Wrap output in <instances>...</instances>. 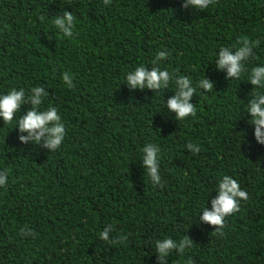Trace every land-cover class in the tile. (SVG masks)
Listing matches in <instances>:
<instances>
[{
    "label": "trees",
    "instance_id": "16d2710c",
    "mask_svg": "<svg viewBox=\"0 0 264 264\" xmlns=\"http://www.w3.org/2000/svg\"><path fill=\"white\" fill-rule=\"evenodd\" d=\"M184 0H0V95L33 87L48 92L41 110L58 109L60 148L19 141L17 121L0 118V264H158L156 241L187 236L165 264H264V145L246 112L248 74L264 66V0H218L205 10ZM75 17L72 37L53 23ZM40 17H44L42 21ZM241 37L259 40L239 79L227 80L216 59ZM167 50L159 67L192 80L196 115L183 121L166 103L175 85L130 89L126 75ZM235 51V48H233ZM69 73L74 87L64 84ZM213 84L204 92L201 79ZM264 93V89H256ZM27 136V133H23ZM160 148V185H153L142 149ZM191 143L200 148L194 153ZM224 175L248 200L228 216L223 235L203 223ZM112 225L109 240L99 234ZM31 229L36 235H21Z\"/></svg>",
    "mask_w": 264,
    "mask_h": 264
},
{
    "label": "clouds",
    "instance_id": "9594fccd",
    "mask_svg": "<svg viewBox=\"0 0 264 264\" xmlns=\"http://www.w3.org/2000/svg\"><path fill=\"white\" fill-rule=\"evenodd\" d=\"M111 0H103L104 5H109ZM218 0H184L182 7L184 9L205 10L210 5H214ZM43 21L44 17H40ZM75 17L72 13L63 12L62 16L55 17L53 23L57 29L65 36L72 37ZM260 43L250 41L247 37H241L232 47H221L216 59L218 70L227 72V80L239 79L246 69V63L254 57L253 48ZM235 48V51H233ZM167 50L159 51L154 59L151 60V70L143 65L136 67L126 75V83L130 89H150L153 92H159L167 89L170 83L175 85V95L168 99L166 108L175 113L177 121H183L189 116L196 115V106L190 101L196 93V87H193L192 80L184 75L170 73L168 70H162L159 65L161 61L168 58ZM62 80L67 87H74L72 77L69 73H64ZM249 83L253 86V98L248 102L246 112L252 119L249 121L255 126V139L258 144L264 145V93L256 89H264V66L253 67L248 74ZM197 87L204 92L213 90V84L206 79H201ZM48 96V92L42 87H33L31 95L25 98L24 89H12L5 95H0V118L4 124L11 123L22 105H30L28 110L17 121V127L21 135L19 141L22 144L32 143L43 147L49 152L58 150L65 138V126L61 122V116L58 109L49 106L46 110H41L43 98ZM27 133V136L23 135ZM187 148L194 153H199L200 148L189 143ZM142 162L147 176L153 185H160L159 175V154L160 148L152 143L147 144L142 149ZM7 171H0V187L6 186ZM248 200V193L241 190L239 183L228 175H224L218 184L217 196L211 201V210L202 209L203 215L199 217L200 221L212 226L216 231L212 234L223 235L224 221L228 216L240 212L241 201ZM112 225H109L99 234V238L112 244H122L127 240V236H120L117 239L109 240V232H112ZM21 235H32L35 233L28 229L21 230ZM193 242L187 236L178 242L172 238H164L156 241V252L158 253V264H165L166 257L176 250L178 254H183L191 248ZM187 264H193L191 259Z\"/></svg>",
    "mask_w": 264,
    "mask_h": 264
}]
</instances>
